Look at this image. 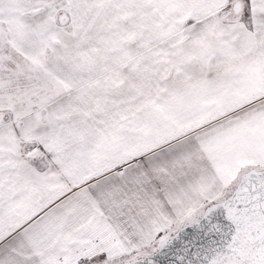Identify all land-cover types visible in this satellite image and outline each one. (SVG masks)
<instances>
[{
  "label": "snow or ice",
  "instance_id": "6c2138e0",
  "mask_svg": "<svg viewBox=\"0 0 264 264\" xmlns=\"http://www.w3.org/2000/svg\"><path fill=\"white\" fill-rule=\"evenodd\" d=\"M0 264H264V0H0Z\"/></svg>",
  "mask_w": 264,
  "mask_h": 264
}]
</instances>
